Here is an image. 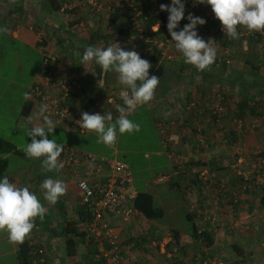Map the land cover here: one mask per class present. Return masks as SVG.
I'll return each mask as SVG.
<instances>
[{"label": "crops", "instance_id": "crops-1", "mask_svg": "<svg viewBox=\"0 0 264 264\" xmlns=\"http://www.w3.org/2000/svg\"><path fill=\"white\" fill-rule=\"evenodd\" d=\"M25 1L0 0V33L8 31L13 39L33 47L38 54L43 49L56 56L57 72L77 78L82 89L92 97L108 101L107 90L125 86L119 82L116 73L102 74L95 61L81 63L86 47L106 48L115 42L125 50L136 51L142 59L149 61L148 49L131 40H121L116 33L112 34L109 27L107 14L110 12L106 7L116 9L124 0H106L99 9L89 5L86 0H52L53 4H58L57 10L50 8L48 0ZM189 3L206 18L202 27L216 29L218 35L222 25L215 18L211 7L199 3V0ZM118 9L117 12L122 15L121 9ZM193 13L195 17L202 18L200 14ZM243 29L245 27L238 26L239 38L230 39L225 46L220 44L219 38L213 40L215 62L204 71L192 73L197 69L184 62L182 54L172 47L174 42L170 47L173 49L171 58L158 57L156 54L155 61H149L152 66L149 75L158 77L160 83L154 99L146 105L150 110L155 109L152 119L155 125L156 119H160L168 139V149L177 154L180 160L179 171L184 175L178 179L172 178L170 182L174 187H168L183 190L188 203L184 215L192 221V230L186 234L173 227L153 223L136 212L131 213L129 218L125 217V220H122L124 216L121 214L109 215L107 220L122 240L121 264H197L202 255H208L209 248L214 251L218 249L217 240L228 237L225 234L237 231L240 235H253L252 230H242L239 218L249 223L256 221L258 210L264 209V187L238 192L235 201H230L221 191L224 187L237 185L239 178L235 172L245 169L246 159H250L251 165V151L257 150L264 155V120L259 122L261 124L255 131L236 133L231 130V113L234 112L235 101L242 96L247 101L243 121L256 116V112H264V36L255 34L244 37L241 35ZM195 30L199 34V25ZM222 61L228 64L223 65ZM214 68H219L221 73L219 89L225 93V107L230 111L219 120V133L223 131L219 138L211 135L216 133L217 128L213 129L207 114L208 97L215 91ZM35 79L38 77H34L32 83ZM191 100L194 101L192 106L189 105ZM30 103L28 112L19 114L28 128L43 123L39 105L33 101ZM18 121L21 120L16 118L15 122ZM55 126V129L66 133L75 132L68 124L55 122ZM199 134L208 141L205 147L197 146ZM231 135L235 137L234 140L230 138ZM25 157V153H0V179L7 176L10 183L17 187H29L46 209L43 219L36 218L34 229L25 238L27 242H33L34 250L42 249V254L35 255L36 261L32 264H100L93 246L78 235L83 224L78 211L81 204L75 175L64 168L52 174L41 169L39 175L34 173L33 165L20 163ZM49 176L62 180L66 186L65 194L55 204L44 199L40 187L41 182ZM67 221L76 224L75 234L64 228ZM216 221V226L210 223L208 227V222ZM202 232L210 234L213 240L211 246L202 247L197 241L201 239ZM16 251L17 243L9 242L7 232L0 231V264H17ZM219 252H222L220 247ZM248 253V256L245 255V264H262L258 262L256 254Z\"/></svg>", "mask_w": 264, "mask_h": 264}, {"label": "clouds", "instance_id": "clouds-1", "mask_svg": "<svg viewBox=\"0 0 264 264\" xmlns=\"http://www.w3.org/2000/svg\"><path fill=\"white\" fill-rule=\"evenodd\" d=\"M199 3L211 7L215 18L222 25L223 32L230 39L239 38L238 26L245 27L250 32L264 31V0H199ZM159 11L168 13L167 31L175 49L182 54L184 62L198 71L208 69L216 58L212 46L214 41L205 42L195 30L197 25H204L206 21L189 13L188 23L177 31L185 13L182 0H171L170 5L161 4ZM92 61L100 67L102 74H117L119 82L126 89L119 93L123 105H116L119 116L115 122L111 112L103 115L83 112L77 124L86 131L97 133L98 143L110 146L116 142L117 132L125 134L140 130V125L128 117L138 106L154 99L160 79L149 75V69L152 67L149 61L142 59L134 50H125L119 43L113 42L106 48L86 47L81 63ZM24 98L28 99L27 93ZM47 112L48 106L41 105L40 116L43 123L29 128L27 136L31 138V142L26 143L24 152L29 158H43L41 167L44 172H59L64 166L59 157L65 145L48 138L56 126L50 116L46 115ZM40 187L44 199L50 204H55L66 192V186L60 179L46 178ZM45 212L44 205L29 187H17L10 183L7 176L0 179V231L7 232L9 242L23 243L34 229L36 218L42 220Z\"/></svg>", "mask_w": 264, "mask_h": 264}, {"label": "built area", "instance_id": "built-area-1", "mask_svg": "<svg viewBox=\"0 0 264 264\" xmlns=\"http://www.w3.org/2000/svg\"><path fill=\"white\" fill-rule=\"evenodd\" d=\"M106 0H86V2L95 9L101 8ZM150 6L157 5L158 0H147ZM136 0H124V3L117 5L121 11H125L126 7L131 9V21L136 31L140 32V26L137 23V15L140 10L136 8ZM138 4V3H137ZM194 5L185 4L184 16L187 18L191 13ZM111 12L113 7H106ZM213 31H203L199 25V36L205 40H214L216 35ZM264 36V31H248L243 29L241 35L244 37L252 35ZM138 38H141L139 33ZM173 41L168 34L167 37L152 40V45L156 50L158 57L171 58L172 51L170 47ZM173 48L174 45H172ZM225 50V49H223ZM224 52V51H223ZM40 62L43 73L41 78L37 80V85L31 87L28 91V100L36 102L39 107L46 104L48 112L52 120L61 124L70 125L78 133L84 134L88 131L82 129L77 124L81 119V113L88 112L90 114L111 112L113 118L119 116L116 110V105H123L120 98V91L126 90L125 88H112L107 90L109 96L108 101H102L100 97L91 96L89 101H84L83 96H73L75 93H81L82 87L79 80L73 76H63L57 72L56 56L51 55L45 50H41ZM228 64L227 61H225ZM41 71V72H42ZM212 102L208 105V114L215 116V121L208 118L211 122L213 129L217 128L216 133H212L213 137L219 138L223 131L219 133V118L225 115V106L219 102V93L215 92L214 95H209ZM194 101L191 100L189 105L192 106ZM63 113V115H60ZM264 120V115L261 113L253 116L248 121L234 118L231 122V130L236 133H242L245 130L255 129L256 123ZM161 126V121H159ZM163 132V129H159ZM163 136V135H162ZM207 140L199 134L197 138V146L205 147ZM162 147L165 149V155L168 159L172 160L173 169L171 175L177 174L179 171V158L174 152L167 150L168 139L164 138L161 141ZM252 163L250 172L247 174L236 171L235 175L239 177L240 190H255L264 186V156L259 154V151L254 150L250 152ZM60 161L63 163V168L71 174L75 175V186L79 193L80 204L87 207L89 213V220L83 225V233L86 239H91L96 243L98 255L102 260V264H121L123 259V245L116 229L109 223L107 216L121 214L128 218L131 212V201L135 195L134 191L130 190L131 177L128 167L125 162L117 159H105L103 157L96 158L87 153H76L74 151H65L60 156ZM83 172V174L81 173ZM171 175H161L156 178L157 183L165 182ZM225 192L224 188L221 190ZM232 192V190H230ZM215 219V218H213ZM32 246L33 242H28ZM42 254L41 248H36L33 254L32 262L36 261L35 255ZM199 264H204L200 262ZM220 264V263H217Z\"/></svg>", "mask_w": 264, "mask_h": 264}, {"label": "rangeland", "instance_id": "rangeland-1", "mask_svg": "<svg viewBox=\"0 0 264 264\" xmlns=\"http://www.w3.org/2000/svg\"><path fill=\"white\" fill-rule=\"evenodd\" d=\"M27 1L29 0L25 2ZM149 50L155 54L157 53L156 50ZM40 57L41 55L33 47L17 39H13L8 34V31L0 33V139L19 147L17 150L20 153H25L24 147L26 143L31 142V138L27 136L28 125L24 124L22 122L23 118L19 116L20 108L24 101H26L24 94H28L31 85L36 81L35 79L32 83V79L34 77L41 78V74L43 73ZM38 68H40V72H37ZM197 71L193 70L192 73ZM212 71L213 76L215 74L213 79L216 81V84H213L215 91L211 93L213 96L215 92L219 93L218 80L221 78V73H219V68H214ZM110 85L111 87H116L115 84ZM116 85L120 86L119 84ZM203 98L206 99V97ZM208 102H212L210 96L208 97ZM166 104L168 105V102ZM195 107L198 106L195 105ZM153 110H150L146 104L138 106L135 112L131 113L128 118L138 123L140 130L125 134L117 132L116 142L110 146L98 143V134L89 131L81 134L76 131L66 133L60 129H54L48 138L55 139L58 143H63L65 145L64 148H69L74 152H83L97 158L103 157L105 159H117L125 162L131 177L130 190L150 193L154 204L163 209V215L157 219H152L153 223L173 227L188 234L192 230V221L186 219L184 215L187 211L188 203L182 193L183 190H172L167 186V182H155L157 177L170 174L172 160L166 157L165 150L161 147L159 127H156L152 119ZM16 118H19L21 121L16 123ZM116 119L113 118V122ZM25 122L28 123L26 120ZM259 122L256 123L258 125L255 129H252L253 131L257 130L261 124ZM64 152L65 150H63L61 156ZM42 159L29 158L26 155L25 159H22L20 163L24 162V164L29 163L33 165L35 169L34 173L40 175ZM245 161V169L238 171L247 174L248 171L250 172V159H246ZM52 172L49 174H52ZM48 178L54 179L53 176H49ZM224 190V195L230 198L228 193L231 187H224ZM257 213L259 216L255 217L257 215L255 214L256 221L254 223H249L242 217H240L242 219L239 218L242 230H252V236L248 237L246 234L240 235L237 231L225 234L228 237L217 240L216 247L218 249L211 254L210 259L213 261L221 260L224 263L232 262L234 256L229 252L231 246L228 244L234 241L242 246L243 251L253 253V255L256 254L258 262L264 264V209L258 210ZM210 223L216 226L217 221L208 222V227ZM223 226L225 228V225ZM219 247L223 253L219 252Z\"/></svg>", "mask_w": 264, "mask_h": 264}, {"label": "trees", "instance_id": "trees-1", "mask_svg": "<svg viewBox=\"0 0 264 264\" xmlns=\"http://www.w3.org/2000/svg\"><path fill=\"white\" fill-rule=\"evenodd\" d=\"M48 2H49V6L52 10H57L59 8L58 4L52 3L53 2L52 0H50V1L48 0ZM136 2L138 3V4L136 3V8L140 10V14L137 15V17H136L138 26H140V32L136 31V29L132 25L131 9L129 7L125 8V11H123L121 13L122 15H120V13L117 12V11H119V9L117 10L118 7H116V9L113 8L114 10L107 14V20H108L109 25H110L109 27L112 30V34L116 33L120 37L121 40H123V41H130L131 40L139 46H144L148 50L152 49L153 51H155L154 46L152 45V40L158 39V38H164V37L168 36V31H167V27H166L168 13L166 11H164V12L159 11V8H160L161 4L170 5L171 0H158L157 5L154 7L150 6V4L147 2V0H136ZM182 2L184 4H187V3L191 2V0H182ZM192 11L195 12V14L197 13V14L201 15V13L199 12V9L196 7ZM201 17L204 20H206V18L204 16L201 15ZM187 22H188V20L184 16V19H182L180 21V24L176 30L177 31L181 30L182 28H180V27L186 25ZM158 24H159V29H158ZM201 28L203 31H208V28H204V27H202V25H201ZM214 30H215L214 34L216 35L215 39L219 38L220 44L222 46H225L226 43H228L230 41V38L227 36L226 33L223 32V30L219 29L218 35L216 34L217 30L216 29H214ZM209 31H213V28H210ZM139 33L141 35V38H138ZM256 35H258V34H256ZM150 52H152V51H150ZM155 58H156V54L153 52L150 53L149 61L153 62V61H155ZM221 63L225 65V61H222ZM37 83L38 82L36 80L31 85V87L36 86ZM73 96H75V97L76 96H83L84 101H89L91 99V96L89 94H87V92L84 91L83 89H82L81 93H75V94H73ZM225 99H227V97L225 96V93H223L219 89V102L223 103L224 106H226L224 103L226 101ZM101 100L107 101L106 99H103V98H101ZM246 103H247L246 98H244L243 96L241 98H239V100L237 99L235 101V108L233 109L234 112L231 113V117L233 119L234 118H237V119L243 118L242 115L244 112V107L247 106ZM30 104H31L30 101L27 100V101H24V103L21 105L20 112L22 115H25L28 112V110L30 108ZM207 111H208V109H207ZM208 112H207V114H208ZM226 113H230V111L227 107H225V114ZM256 113H257V115L260 113L262 115H264L263 111L259 112V113L256 112ZM116 118H118V117H116ZM208 118L213 120V122L216 119L215 116L212 114L211 115L208 114ZM219 120H220V118H219ZM159 121H160V119H156V126L159 127V129L160 128L163 129L162 125L161 126L159 125V123H160ZM162 135L164 136V138H166L165 129H163V132H160V143L163 139ZM211 135H213V134L211 133ZM230 138L234 140L235 137L232 136ZM231 139H230V141H231ZM64 150L67 152L71 149L64 148ZM167 150H169L168 146L166 148V151ZM7 152L20 153L11 143H9L8 141H5L3 139H0V153H7ZM76 153H83V152H76ZM259 154L264 156L260 152H259ZM181 172L182 171H178L177 174H174V175H171V173L167 174V175H171V176H169L168 180L165 181V182H167V186L174 187V185L170 181L174 177H176L178 179L182 175ZM165 182H163V183H165ZM236 182H237L236 186L232 185L233 186L231 188L232 192L228 193V196L230 197L229 198L230 201L231 200L235 201L234 199L237 197L238 192H241V193L248 192V190H240V188L238 187V185L240 184L239 180H237ZM262 187H264V186H262ZM78 211L81 213L80 214V220H81L82 224L84 225V223L87 222L89 220V217H90L89 213H88V209L85 205L81 204L79 206ZM135 212L141 214L144 218H146L148 220L157 219L163 215V209L156 206L154 204L152 195L148 192H145V191L135 192V195L131 201V212H130V214L135 213ZM129 217H130V215H129ZM75 225L76 224L74 222L67 221L64 224V228L66 229V231L75 234L77 231L76 230L77 228ZM71 228H72V230H71ZM263 228H264V220H263ZM78 235H80L81 238L85 239L87 242H89L93 246L95 253L99 258V263L102 264V260L98 255L99 252L97 250L96 243L94 241H92L91 239H86L84 237L83 229L81 230L80 234H78ZM76 236H77V234H76ZM197 241L201 243L202 247H209L213 243V240H212L210 234L207 232H202L201 233V239H198ZM260 243H262V242L260 241ZM228 245L231 246V250L229 249V252L231 254H233L234 257L236 256L232 262L224 263L221 260L220 261L219 260H216V261L211 260L210 257H211V254H213L214 250H211V248H209L208 249L209 250L208 255L207 256L202 255V257H200V260L197 262V264H199L200 262H204V264H217V263H220V264H245V262H246L245 261L246 260L245 255H247L248 252L246 253L245 251H243L242 246H240L237 242L233 241V242H230ZM35 252H36V249L34 250V246H30L26 240H24L23 243H17V251H16L17 264H32L33 254ZM241 260H242V262H241ZM178 264H180V263H178Z\"/></svg>", "mask_w": 264, "mask_h": 264}]
</instances>
